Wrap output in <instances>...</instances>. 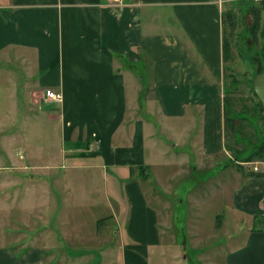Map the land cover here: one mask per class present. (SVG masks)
Wrapping results in <instances>:
<instances>
[{
	"label": "crops",
	"instance_id": "crops-1",
	"mask_svg": "<svg viewBox=\"0 0 264 264\" xmlns=\"http://www.w3.org/2000/svg\"><path fill=\"white\" fill-rule=\"evenodd\" d=\"M228 1L0 0V184L22 223L0 264H180L175 208L215 188L195 222L223 208V264H264V175L226 144Z\"/></svg>",
	"mask_w": 264,
	"mask_h": 264
},
{
	"label": "rangeland",
	"instance_id": "rangeland-1",
	"mask_svg": "<svg viewBox=\"0 0 264 264\" xmlns=\"http://www.w3.org/2000/svg\"><path fill=\"white\" fill-rule=\"evenodd\" d=\"M224 4V10H229L235 21V27L226 22L224 29L226 44L229 48L228 58L224 61L225 97L230 100L228 109L230 116L238 120L237 133L228 129L226 144L232 156L233 168L242 169L245 172L251 171V175L255 173L253 169L258 168L256 175H264V111L252 92L254 78L264 72V11L261 13L262 24L256 30L251 14L253 6H260L263 3L262 0H230ZM0 103L11 105L9 98L4 99L1 94ZM11 120V108L4 110V106L0 105V127L4 125L3 131L13 128ZM2 154H0V164L7 162ZM7 174L13 175L12 172ZM146 176L147 174L143 175V181L148 179ZM1 179L2 177L0 182ZM1 186L2 184H0V195L6 204L0 210V226L3 225V230L8 232L16 227L20 228L22 223H18V208L9 198L13 191H2ZM218 190L220 189L215 188L213 191L209 189L207 194H194L188 197L189 200L186 199L187 204L175 208L176 215L181 216L177 224L181 228V237L176 239L177 246L172 255L176 256L175 260L177 258L181 261L180 264H223L225 253L231 249L225 248L227 240L229 243L230 240L226 238V235H222L220 230L222 222L219 213L223 208L221 210L218 207L205 208L203 213L206 216L205 222L198 223L194 218H200L198 216L200 210L190 206L195 201L203 200L207 203L212 201V196L217 194ZM180 195L181 193H177L176 197ZM167 200L164 199V202L169 205ZM168 212L171 216L173 215L174 210L171 206ZM212 215L218 217L211 221ZM259 226L262 227V225ZM229 228L232 229L230 225ZM230 233L233 231L230 230ZM235 235L236 233H233L232 236ZM237 238L241 240V237ZM91 242L94 241L91 240ZM223 250L226 251L223 252Z\"/></svg>",
	"mask_w": 264,
	"mask_h": 264
},
{
	"label": "trees",
	"instance_id": "trees-1",
	"mask_svg": "<svg viewBox=\"0 0 264 264\" xmlns=\"http://www.w3.org/2000/svg\"><path fill=\"white\" fill-rule=\"evenodd\" d=\"M262 11H264V5L260 4V6H253L251 8V14L253 16L254 19V29H258L260 28L261 24H262V20H261V13ZM224 23L228 22L230 26L235 27V21H234V16L231 12H226L224 14ZM254 35H255V31H254ZM228 52H229V48L228 45L226 44V40H224V61H226V59L228 58ZM252 92L254 93V95L256 96L254 90H253V86H252ZM257 97V96H256ZM225 108L226 110V114H225V121H226V126L229 130H231V132H235L237 133L236 129H237V123L238 120L235 119L234 117H231L229 114V105H230V100L225 97ZM260 105L262 106L261 102L259 101ZM263 109V107H262ZM264 111V110H263ZM148 176H146L147 178ZM255 227L260 228L259 225H262V227L264 226V216H255Z\"/></svg>",
	"mask_w": 264,
	"mask_h": 264
},
{
	"label": "water",
	"instance_id": "water-1",
	"mask_svg": "<svg viewBox=\"0 0 264 264\" xmlns=\"http://www.w3.org/2000/svg\"><path fill=\"white\" fill-rule=\"evenodd\" d=\"M262 3L264 5V0H262ZM253 90L258 100L261 102L264 110V72L260 73L254 78Z\"/></svg>",
	"mask_w": 264,
	"mask_h": 264
},
{
	"label": "built area",
	"instance_id": "built-area-1",
	"mask_svg": "<svg viewBox=\"0 0 264 264\" xmlns=\"http://www.w3.org/2000/svg\"><path fill=\"white\" fill-rule=\"evenodd\" d=\"M45 96H46V98H48L52 101L62 102V100H63V96L61 94L52 92L51 90H47L45 92ZM253 170L255 173H257L259 171L258 168H254Z\"/></svg>",
	"mask_w": 264,
	"mask_h": 264
}]
</instances>
